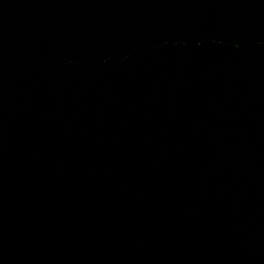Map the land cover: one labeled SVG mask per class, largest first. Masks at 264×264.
<instances>
[{
    "label": "water",
    "instance_id": "obj_1",
    "mask_svg": "<svg viewBox=\"0 0 264 264\" xmlns=\"http://www.w3.org/2000/svg\"><path fill=\"white\" fill-rule=\"evenodd\" d=\"M0 264H264V0H0Z\"/></svg>",
    "mask_w": 264,
    "mask_h": 264
}]
</instances>
